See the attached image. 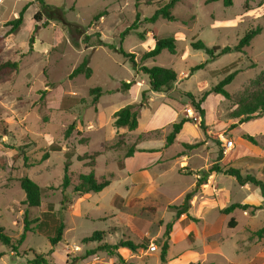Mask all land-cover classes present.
<instances>
[{
  "label": "rangeland",
  "instance_id": "obj_1",
  "mask_svg": "<svg viewBox=\"0 0 264 264\" xmlns=\"http://www.w3.org/2000/svg\"><path fill=\"white\" fill-rule=\"evenodd\" d=\"M43 1L63 9L66 22L81 27L84 34L43 15L35 20L42 10L39 0H0V64L20 62L18 71L0 75V226L12 239L11 246L0 242V264H34L39 256L51 264H122L120 257L125 264H168V256L165 262L160 259L162 238L167 224L177 221L175 208L194 190L193 176H204V184L201 178L191 208L181 216L182 232H174L173 226L169 256L187 249L199 264H264V238L256 236L264 227L260 190L250 184L241 186L224 173H210L218 164L264 180V163L256 159H264V115L245 123L232 118L236 101L264 85L258 83L264 80V0H232L231 6L223 0H178L171 10L176 21L159 18L153 24L144 20L172 0ZM137 10L142 21L139 29L122 39ZM102 11L107 15L93 23ZM22 12L20 28L7 35L12 28L7 23ZM256 28L261 33L243 53L211 59L205 50L192 47L202 41L208 48H234L247 31ZM139 33H145V40ZM154 36L174 37L177 54L163 51L156 59L143 61L142 55L154 48ZM121 49L133 54L134 63ZM85 59L92 76L71 79ZM205 62L204 68L190 75L192 67ZM143 66L173 69L178 81L170 90L154 91ZM232 73L235 78L226 87L232 99L207 95L200 116L186 94L200 101ZM125 82H132L128 91L122 89ZM96 87L102 95L93 104L90 90ZM130 104L139 112V127L132 132L117 129L115 112ZM185 118L189 121L167 146L173 125ZM243 135L255 137L258 145ZM131 147L134 158L127 159ZM47 152L49 158L41 161ZM220 153L223 159L218 161ZM95 154L99 155L90 167ZM189 160L195 168L201 167L193 175ZM67 161L72 185L63 191ZM141 163L145 167L139 171L130 170L134 175L125 170V164L130 169ZM92 170L98 181L110 179L111 184L100 193H89V198L74 193L79 176ZM24 176L41 187L40 207L24 205L26 195L19 183ZM134 199L139 201L131 206ZM234 203L255 208L224 215L222 210ZM25 214L30 231L19 245ZM61 222L65 224L63 240L52 247L49 240ZM230 224L236 225L231 228ZM94 232H104V240L84 243ZM124 240L143 248L112 253L102 249ZM152 244L157 251H150Z\"/></svg>",
  "mask_w": 264,
  "mask_h": 264
},
{
  "label": "trees",
  "instance_id": "obj_2",
  "mask_svg": "<svg viewBox=\"0 0 264 264\" xmlns=\"http://www.w3.org/2000/svg\"><path fill=\"white\" fill-rule=\"evenodd\" d=\"M219 1V0H215ZM42 10L41 12L37 13L34 17L35 20H40V17L43 15L45 16L48 21L50 20H57L60 22L66 23L72 30L73 33H78L79 35H83L82 28L66 22L65 14L63 12V9L54 7L52 5L46 4L43 0H39ZM178 2V0H172L171 2L165 4L162 7H159L155 13L150 17L146 18L144 21L148 23H155L159 18H163L168 21H176V17L172 14V9L175 6V4ZM225 6H231L232 0H223ZM139 4H136V7L138 8ZM105 15H107V11H102L94 16L93 23H96L100 21ZM23 21V12L19 15L18 18H16L13 21H10L7 23V25H12L11 30L7 33V35H11L15 33L21 26ZM141 12L140 10H137L136 18L133 24L128 27L122 34L121 38L124 39L127 35H130L132 31H137L139 29V25L141 23ZM261 33L260 28H256L253 30L247 31L244 36L241 38L239 44L234 47H213L208 48L205 43L202 41L194 42L192 43V47L195 50H205L208 55L211 56V59H215L217 57H220L222 55L232 53V52H239L243 53L246 48H248L251 45V42L255 39V37ZM139 37L142 40H145V33H139ZM1 38V37H0ZM155 45L154 48L145 52L142 55V60H150V59H156L158 56L162 54L163 51H168L172 55L177 54V40L174 37H167V38H157L154 36ZM74 43V42H73ZM75 44V43H74ZM34 45V38L30 41V51L33 50ZM76 45V44H75ZM99 45H103V41L99 39ZM123 54H125L127 57H130L132 59V62L134 63V57L133 54H126L122 49L120 50ZM207 62L196 65L195 67H192L190 70V75H192L195 71L200 70L205 67ZM134 66H136L134 64ZM20 68V62L19 61H7L0 64V75L11 73L18 71ZM143 73L148 75L149 82L151 85L152 90L154 91H163V90H170L173 85L178 81V75L173 69H168L164 67H152L148 68L143 66L142 67ZM80 75L85 76L86 78H90L92 76V69L89 67V60L85 59L77 68L73 70V72L70 74V78L74 79ZM264 76V74H263ZM235 78V73H232L228 76H226L222 81H220L216 86L211 88L208 92L204 94V97L200 101H196L195 97L187 93L186 95L189 97V99L192 101V104L195 108V110L198 112L200 116L204 115V111L201 108V103L204 100V98L212 93L222 95L227 100L232 99V95L229 93V91L226 89L227 86H229ZM264 82V80H259L258 83ZM262 84V83H260ZM132 86V82L130 83H123L122 89L128 91L130 87ZM261 89L254 94H251L250 96L240 98L236 101V104L238 108L233 112L232 118H240V123L248 122L252 119L261 117L264 115V85L260 87ZM102 95V89L99 87L92 88L90 90V96L92 97L93 104H97L99 102V99ZM245 99V100H244ZM191 120V119H190ZM189 121V118H185L181 120L179 123H175L173 125V132L167 137L166 139V145L170 146L175 142L176 136L181 132L183 129L184 124ZM200 125L204 127V123L201 122ZM114 126L117 129L120 128H126L129 131H135L139 127V112L136 109L135 104H130L114 114ZM74 130V127H70L66 131V137H69L71 132ZM243 139L247 140L248 142L258 145L257 140L255 137L250 135H243ZM187 148L193 147V145H186ZM198 146V144L194 145ZM194 148V147H193ZM135 149L134 147H131L129 151L126 154V158H130L134 155ZM99 154H95L93 159V162H91L90 167H94V161L96 157ZM67 158H70L68 155ZM49 158V152L45 153L42 157L41 161H45ZM82 158V157H81ZM80 158V159H81ZM223 159L222 153L218 156V161H221ZM257 161H261L264 163V159L262 158H256ZM25 163L28 166L29 158L27 156L24 157ZM71 166L70 161H67L65 163L64 167V177L62 182V188L63 191L69 188L72 185V179L71 174H69V168ZM210 173H224L226 175L232 176L236 179L237 183L241 186H245L247 184H250L252 186H255L260 190L261 197L263 199L264 203V180H261L253 175H246L243 176L239 169L237 168H228L223 169L218 164L213 165ZM112 177V175H111ZM201 178L198 180L197 185H200ZM20 187L25 193V200L24 205H26L28 208H36L41 206V200H42V189L41 187L32 179H30L28 176H24L19 180ZM111 184L110 179L102 178L100 181L97 180L95 176V172L92 170L88 174H81L78 178V183L74 186V193L78 194L79 196H84L88 193H100L105 188H107ZM193 192L187 193L183 204L180 206V208H175L176 210V218L179 219L182 215L187 214L188 210L191 208L190 202L193 199ZM66 198L62 200V210L65 209L66 206ZM137 201V199L133 200V203H131V206H133ZM255 208L252 205L249 204H240V203H234L222 210V213L224 215H229L235 212L237 209H242L244 211H247L249 209ZM174 222H171L167 224L165 233L162 238V244H161V254L160 259L162 262H165L168 256L169 247H170V234L172 232ZM24 224L25 229L24 233L21 236V239L18 241V244H22L26 238V233L30 231L29 221L27 220V215L25 214L24 218ZM236 224H230V227H235ZM64 228L65 224L63 222L59 223L55 230V235L49 240L52 247L57 246L62 240H63V234H64ZM106 234L104 232H94L89 238L84 239V243H93V242H102L105 238ZM256 236L260 238H264V227L261 228L256 232ZM0 242L4 244L5 246H11L12 245V239L9 237L4 230V227L0 226ZM15 249V247H13ZM120 248H126L131 250L132 252H137L139 249H142L143 246L136 244L135 242L131 240H124L121 241L119 244L116 245H105L102 249H104L107 253H112L118 251ZM52 252V250H51ZM94 252H90L91 255ZM119 255V254H118ZM120 262L122 264H125V261L123 258L120 257ZM34 264H51L49 260L44 258L43 256H39L33 261ZM190 264H199V263H190Z\"/></svg>",
  "mask_w": 264,
  "mask_h": 264
},
{
  "label": "crops",
  "instance_id": "obj_3",
  "mask_svg": "<svg viewBox=\"0 0 264 264\" xmlns=\"http://www.w3.org/2000/svg\"><path fill=\"white\" fill-rule=\"evenodd\" d=\"M184 126H185V124H184ZM183 126V127H184ZM183 155V154H182ZM183 156H185V155H183ZM131 158H134L133 156L132 157H130V158H127V159H131ZM184 158V157H183ZM190 158V157H189ZM141 160L143 159L142 157L140 158ZM190 161V160H189ZM193 161H196V160H193ZM191 162L192 161H190V162H188L189 163V167L192 169V175L193 174H195V172L198 170V168L200 169L201 167L200 166H198L197 168H195L192 164H191ZM126 163V162H125ZM158 163V161L155 163V164H157ZM154 164V165H155ZM143 165H145V164H143V163H141V165H140V167H132V168H130V169H127L129 166H128V164H125V170L128 172V174H132V173H130V170L132 169V170H137L138 169V171H139V169L140 168H142V167H145V166H143ZM146 165H148V164H146ZM137 171V172H138ZM132 175H134V174H132ZM199 178H197L196 176H193V183L192 184H196V186L194 187V190L193 189H191L190 190V192H193V194L195 193V190H197L198 191V188L200 187V185H197V183H198V180L200 179V178H202L203 179V183L202 184H204V180H205V177L203 176V177H200V176H198ZM189 188H191V185H190V187ZM220 191V190H219ZM189 192V193H190ZM89 194V193H88ZM88 194H86L87 195V197L89 198V195ZM194 197V196H193ZM184 215H186V214H184ZM183 216V215H182ZM183 221H184V219L183 218H179V219H177V221L175 222V224H174V226H175V228H174V232H177V233H180V232H182V230H183ZM174 239H173V237H172V239H171V245H174ZM127 249L126 248H120V251L122 252V251H126ZM195 260H196V258H195V254L191 251V250H185L183 253H181L180 255H178V256H176V257H171V256H169V252H168V260H167V262H168V264H190V263H195Z\"/></svg>",
  "mask_w": 264,
  "mask_h": 264
},
{
  "label": "built area",
  "instance_id": "obj_4",
  "mask_svg": "<svg viewBox=\"0 0 264 264\" xmlns=\"http://www.w3.org/2000/svg\"><path fill=\"white\" fill-rule=\"evenodd\" d=\"M191 111V110H190ZM189 111V112H190ZM158 250V247L156 246V245H154V244H152L151 246H150V251H152V252H155V251H157Z\"/></svg>",
  "mask_w": 264,
  "mask_h": 264
}]
</instances>
